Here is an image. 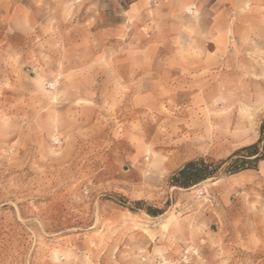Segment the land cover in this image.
<instances>
[{
	"label": "rangeland",
	"instance_id": "1",
	"mask_svg": "<svg viewBox=\"0 0 264 264\" xmlns=\"http://www.w3.org/2000/svg\"><path fill=\"white\" fill-rule=\"evenodd\" d=\"M230 22L0 0V264H264V161L219 164L259 137L264 17ZM199 158L214 177L171 184Z\"/></svg>",
	"mask_w": 264,
	"mask_h": 264
},
{
	"label": "trees",
	"instance_id": "2",
	"mask_svg": "<svg viewBox=\"0 0 264 264\" xmlns=\"http://www.w3.org/2000/svg\"><path fill=\"white\" fill-rule=\"evenodd\" d=\"M260 161H264V118L259 126L258 139L254 143L241 147L226 161L219 164L229 162L226 169L228 172L234 173L243 169L254 168ZM219 167L220 165L207 162L203 158L189 160L172 174L170 182L174 186L187 188L207 178L214 177ZM136 203L140 204V202ZM157 213V210L152 212L153 215H157Z\"/></svg>",
	"mask_w": 264,
	"mask_h": 264
},
{
	"label": "crops",
	"instance_id": "3",
	"mask_svg": "<svg viewBox=\"0 0 264 264\" xmlns=\"http://www.w3.org/2000/svg\"><path fill=\"white\" fill-rule=\"evenodd\" d=\"M179 12L187 9L198 13L206 19L205 28L212 31L215 42V35L221 31L226 38L233 28L230 18L234 14L236 18L243 15L259 13L264 17V0H166ZM216 43V42H215Z\"/></svg>",
	"mask_w": 264,
	"mask_h": 264
},
{
	"label": "built area",
	"instance_id": "4",
	"mask_svg": "<svg viewBox=\"0 0 264 264\" xmlns=\"http://www.w3.org/2000/svg\"><path fill=\"white\" fill-rule=\"evenodd\" d=\"M189 258H190L189 250H185L184 253L181 255L180 260L174 262L173 264H185Z\"/></svg>",
	"mask_w": 264,
	"mask_h": 264
}]
</instances>
